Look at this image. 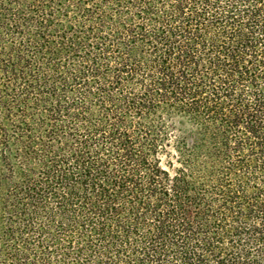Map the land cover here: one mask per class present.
Instances as JSON below:
<instances>
[{
	"label": "trees",
	"instance_id": "16d2710c",
	"mask_svg": "<svg viewBox=\"0 0 264 264\" xmlns=\"http://www.w3.org/2000/svg\"><path fill=\"white\" fill-rule=\"evenodd\" d=\"M0 264H264V0H0Z\"/></svg>",
	"mask_w": 264,
	"mask_h": 264
}]
</instances>
